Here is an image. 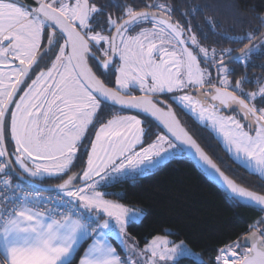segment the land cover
<instances>
[{
	"label": "snow or ice",
	"instance_id": "1",
	"mask_svg": "<svg viewBox=\"0 0 264 264\" xmlns=\"http://www.w3.org/2000/svg\"><path fill=\"white\" fill-rule=\"evenodd\" d=\"M141 3L139 8L132 0L120 8V15L109 13L101 21L107 5L94 0H0V173L18 165L24 183L31 184L28 178L63 180L55 186L56 197L45 198L21 182L0 179V264H74L78 249L89 239L92 243L78 264H135L121 258L109 237L130 238L128 229L141 213L130 212L97 189L101 182L143 173L182 153L221 183L229 198L264 212V194L240 186L221 171L173 110L175 103L194 115L249 174L264 180V107L256 103L259 97L264 104V83L256 81L257 89L246 91L243 85L252 81L247 76L230 79L234 69L225 62L227 58L246 67L251 55L264 49V15L249 21L258 24L243 35L217 33L243 44L233 56L232 48L204 46L190 25L185 29L173 23L174 9L168 3ZM202 8L215 12L218 6L205 3ZM205 22L216 33L219 21L206 16ZM145 23L151 28L143 27ZM49 61L50 67L40 69L41 62ZM112 66L115 88L102 78ZM211 67L217 70L216 83ZM133 89L141 95L131 94ZM165 94L171 95L162 99ZM17 95L19 100L14 99ZM102 103L139 110L163 125L171 139L155 134L145 146L152 130L136 116L117 114L100 123L89 150L83 140L90 126L100 122ZM6 128L14 143L11 152ZM81 147L86 166L82 174L68 175ZM258 225H264V217L249 225L247 234L219 247L214 264H264V227ZM169 243L156 237L146 246L149 264H157L156 257L167 262L177 254L195 255L183 242L167 247Z\"/></svg>",
	"mask_w": 264,
	"mask_h": 264
},
{
	"label": "trees",
	"instance_id": "2",
	"mask_svg": "<svg viewBox=\"0 0 264 264\" xmlns=\"http://www.w3.org/2000/svg\"><path fill=\"white\" fill-rule=\"evenodd\" d=\"M94 2L98 5H107L104 10L105 15L100 18L103 21L106 20L109 13L114 18L120 15V8L131 3L132 0H94ZM145 2L151 3L152 0H145ZM160 2H166L173 7L171 21L173 23L179 22L185 29L190 25L192 33L196 34L201 44L217 50L232 48L234 50L233 56L238 53L243 44L223 39L217 33L228 31L234 35H243L258 24V21L255 24H250L249 21H254L258 15H264V0H160ZM205 3L217 5L218 8L215 12L203 9L202 6ZM136 4L139 8L143 7L141 0H136ZM197 6H201L202 10L193 13L191 9ZM206 16H214L219 21L216 33L209 30L205 22ZM235 17H239V21ZM202 33L206 34L207 39L204 38ZM104 34L107 35L108 32ZM185 35L188 36L190 33L186 31ZM244 43H247V41H244ZM225 62L230 69H234L230 74V79L234 81L241 76H247L248 80L252 81L243 85L246 91L256 90L258 87L256 81L264 83V49L253 53L251 62L246 67L229 61L227 58ZM90 63L92 64L91 61ZM93 70L100 75L94 65ZM114 70L115 66L110 67L106 76L102 78L105 79L108 85L115 88ZM210 70L213 77L212 82L216 83L214 69ZM170 95L165 94L162 99H168ZM169 103H172V101L169 100ZM256 103L264 107V104L259 102V97ZM102 107L116 108L106 103H102ZM173 108L189 132L223 171L237 182L264 194V180L256 175L249 174L242 165L234 161L212 132L206 126L199 124L192 114L185 109H181L175 103H173ZM119 110L138 116L142 119L145 127L152 130L153 134L147 136V141L152 140L155 134H164L151 118L129 110ZM95 126L96 124L90 126L89 135L86 134L88 140H90ZM83 144L87 146L88 141L83 142ZM85 154L86 151L78 152L77 158L73 162L74 166L68 175L72 173L82 174ZM9 172L10 178L14 182H21L17 179L15 173ZM61 176H63V179L67 177L63 174ZM29 179L43 186L63 181L58 177ZM21 183L24 187L34 188L29 184ZM76 183L79 184L80 181H76ZM38 189L45 191L42 188ZM99 189L109 193L106 197L108 199L141 209L142 218L128 229L130 236L135 239L138 247L145 250L154 238L167 237L173 243L183 242L191 250L200 254V261L203 264H214V258L217 255L216 250L235 240L238 236L247 234L249 225L262 218L263 213L229 198V195L220 186L183 153L166 159L162 165L152 172L135 177H126L110 183H102ZM109 238L117 253L123 259L124 249L122 244L114 235ZM90 241L91 239L82 243L74 264H77L79 256L82 255ZM197 261V258L185 255L174 261L164 262L165 264H197ZM133 262L137 264L136 261Z\"/></svg>",
	"mask_w": 264,
	"mask_h": 264
},
{
	"label": "rangeland",
	"instance_id": "3",
	"mask_svg": "<svg viewBox=\"0 0 264 264\" xmlns=\"http://www.w3.org/2000/svg\"><path fill=\"white\" fill-rule=\"evenodd\" d=\"M73 2H74V0H73ZM143 27H146V28H151V24L150 23H145L144 25H142ZM139 29H137V31H138ZM185 36H187V35H185ZM171 50V49H170ZM203 64V63H202ZM50 66H51V64H50ZM201 67L203 68V67H205V65L203 64V65H201ZM41 69H45V68H41ZM210 69H213V67H211V68H209L208 69V71L209 72H211V70ZM46 70V69H45ZM214 76H215V73H214ZM35 78V77H34ZM33 78V79H34ZM29 83H30V80L28 81ZM115 85V87H116V84H114ZM189 93L190 94H192V95H198V92L196 91V90H189ZM23 94V92H21L19 95H22ZM131 94H141L140 92H139V90L138 89H133L132 91H131ZM17 100H19V96H18V98H17ZM208 103H211V101L209 100V101H207ZM12 109H13V106H12ZM102 111H103V115H102V118H101V120H100V122H98V123H96V126H95V128H94V131H93V133H92V135H91V138H90V140H88V135H89V132L90 131H88L86 134H88V135H86L85 136V138H84V140H83V142H86V141H88V145H87V147H88V149L90 150V141L91 140H93L94 138H95V131L99 128V126H100V123H103V122H106V120L107 119H110L113 115H122V116H136V115H134V114H132V113H129V112H125V111H121V110H119V109H116V108H112V107H102ZM187 111V110H186ZM223 114H225V115H233L234 113H231L230 111H226V112H224ZM194 118H195V120L197 121V119H196V117L194 116V115H192ZM138 119H140L141 121H142V119L141 118H139L138 116H136ZM239 118V117H238ZM143 122V121H142ZM198 122V121H197ZM8 123L10 124V120H8ZM199 123V122H198ZM200 124V123H199ZM202 125V124H201ZM143 126H145V124L143 123ZM202 126H204V125H202ZM208 128V127H207ZM209 129V128H208ZM210 130V129H209ZM210 132H212V131H210ZM159 134H162V133H159ZM212 134L216 137V134L215 133H213L212 132ZM164 135V134H163ZM6 137L8 138H10V131L6 128ZM147 138V137H146ZM146 138H145V146L147 145V143H151L154 139H155V137L151 140L150 139V141H147L146 140ZM217 138V137H216ZM218 140V139H217ZM219 141V143L224 147V145H223V143L220 141V140H218ZM83 145H85V144H83ZM225 148V147H224ZM226 149V148H225ZM138 150V149H137ZM78 152H85V150H84V148L83 147H81L80 148V150L78 151ZM229 153V152H228ZM78 155V154H77ZM229 155L231 156V158L234 160V161H236L237 163H239L240 165H241V163L239 162V161H237L230 153H229ZM13 159H14V157H13ZM86 159H87V154H85V162H84V166L83 167H85L86 166ZM165 161H163L160 165H162L163 163H164ZM160 165H158L157 167H155V168H153V169H151V170H148V171H145V172H143V173H137V174H134V175H130V176H124V177H119V178H117V179H114V180H112V181H116V180H120V179H123V178H126V177H135V176H138V175H143V174H146V173H149V172H152V171H154L156 168H158ZM102 183H106V182H101V184ZM81 186H82V181H80V183H79ZM98 191H101L99 188L97 189ZM108 199V198H107ZM111 200V199H110ZM112 201H114V200H112ZM114 202H117V201H114ZM117 203H119V202H117ZM121 204V203H120ZM126 206V205H125ZM128 209H129V211L130 212H139V213H141V216H140V219L142 218V216H143V213H142V211H141V209L140 208H138V207H129V206H126ZM139 219V220H140ZM138 220V221H139ZM115 236V235H114ZM116 237V236H115ZM117 238V237H116ZM165 239H167V237H164ZM118 240H119V242L122 244V246H123V249H124V252H123V259H130V260H132V261H136L137 262V264H149V261H150V259H151V251L150 250H143V249H141L140 247H138V245L136 244V241H135V239L134 238H132L131 236H130V238H124V237H121V238H117ZM170 243L167 245V247H173V246H175V245H180L181 244V242H179V243H173V241L172 240H170V239H167ZM183 247L184 248H187V249H189L190 251H191V253H194L195 255L194 256H192V255H189V256H192V257H195V258H197L198 260H200L201 259V256H200V254H198L197 252H195V251H193V250H191L189 247H187L184 243H183ZM181 256H185V255H179V254H177L173 259H170V260H168L167 262H170V261H174V260H176V259H178L179 257H181ZM156 259V261H157V264H163V262L164 261H160L159 260V257H156L155 258ZM164 264H165V262H164Z\"/></svg>",
	"mask_w": 264,
	"mask_h": 264
},
{
	"label": "water",
	"instance_id": "4",
	"mask_svg": "<svg viewBox=\"0 0 264 264\" xmlns=\"http://www.w3.org/2000/svg\"><path fill=\"white\" fill-rule=\"evenodd\" d=\"M33 6H36L35 4L33 5ZM213 69H214V73H215V78H216V76H217V70H216V68L215 67H213ZM109 87H112V86H110V85H108ZM112 88H114V87H112ZM133 95H141V94H133ZM114 107H116V108H119V109H122L120 106H114ZM125 110H129V111H132V112H136V113H139V114H142V115H144V116H146L145 114H143V113H141L139 110H136V109H125ZM173 110H174V108H173ZM175 111V110H174ZM177 115V114H176ZM148 117V116H147ZM150 118V117H149ZM177 118L180 120V118L177 116ZM152 119V118H151ZM153 120V119H152ZM154 121V120H153ZM157 125H158V122H156V121H154ZM180 122H181V124L186 128V126L182 123V121L180 120ZM159 127L162 129V131H163V133H164V135H167V136H169V138L171 139V137H170V134L167 132V130L163 127V125H159ZM187 129V128H186ZM188 130V129H187ZM189 131V130H188ZM190 133V132H189ZM191 134V133H190ZM192 135V134H191ZM194 137V136H193ZM174 143H175V141H173ZM199 143V142H198ZM202 146V145H201ZM206 151V150H205ZM207 152V151H206ZM208 153V152H207ZM185 156H187V157H189L195 164H196V166L201 170V171H203L202 170V168L199 166V164L196 162V160H194V159H192L189 155H187L186 153H183ZM209 154V153H208ZM210 155V154H209ZM213 159V158H212ZM213 161H214V159H213ZM215 162V161H214ZM216 163V162H215ZM217 164V163H216ZM217 166L220 168V166L217 164ZM221 169V168H220ZM221 171H223L222 169H221ZM204 172V171H203ZM226 175H228L225 171H223ZM205 173V172H204ZM206 174V173H205ZM16 175V177H17V179L19 180V181H21V182H23V180L22 179H20V175L21 174H19V173H16L15 174ZM207 175V174H206ZM208 176V175H207ZM229 176V175H228ZM211 180H213L218 186H220L226 193H227V191H226V189H225V187L221 184V183H219L218 181H216V180H214L213 178H211L210 176H208ZM231 179H233V180H235L234 178H232L231 176H229ZM67 178V177H66ZM65 178V179H66ZM29 179V178H28ZM30 180V179H29ZM31 181V184H29V183H25V184H29V185H31V186H34V187H36V188H42V189H44L45 191H58L57 189H56V185H58V184H60V183H62L63 181H61V182H59V183H56V184H52V185H46V186H44V187H41L40 185L41 184H39V183H37V182H35V181H33V180H30ZM235 182L237 183V184H239L240 186H242V187H245V188H248L249 190H251V191H256V190H253V189H251V188H249V187H247V186H245V185H243V184H241V183H239V182H237L236 180H235ZM24 183V182H23ZM47 189V190H46ZM256 192H258V191H256ZM258 193H260V194H263V193H261V192H258ZM228 194V193H227ZM229 195V194H228ZM247 246H249V245H245V247H247Z\"/></svg>",
	"mask_w": 264,
	"mask_h": 264
},
{
	"label": "flooded vegetation",
	"instance_id": "5",
	"mask_svg": "<svg viewBox=\"0 0 264 264\" xmlns=\"http://www.w3.org/2000/svg\"><path fill=\"white\" fill-rule=\"evenodd\" d=\"M52 59H54V56L52 57ZM16 63H18V61ZM90 65H91V63H90ZM47 67H50V61L48 63L41 62L40 69L41 68H45L46 69ZM40 69H37V72ZM114 72H115V70H114ZM34 77H35V73L32 74V78H34ZM25 87H26V85H25ZM21 92H22V90H21ZM18 96L19 95L15 96L14 99L17 100ZM12 106H13V109H14L15 108V104L10 105L11 109H12ZM231 113H233V112H231ZM8 120H10V113L8 114ZM5 144H6V147H8L10 152L14 150V143L11 141V139L9 137L8 138L6 137ZM12 159H13V157H12ZM13 161H14V159H13ZM10 171H11V173H13V174L15 173L16 174V173H19L21 171V169L19 168L18 165H14V167ZM19 174H21V173H19ZM262 217H264V212L262 213ZM258 227H264V226L263 225H258Z\"/></svg>",
	"mask_w": 264,
	"mask_h": 264
},
{
	"label": "built area",
	"instance_id": "6",
	"mask_svg": "<svg viewBox=\"0 0 264 264\" xmlns=\"http://www.w3.org/2000/svg\"><path fill=\"white\" fill-rule=\"evenodd\" d=\"M3 178H9V174H8V172H7V173H0V179H3ZM12 182H13V181H12ZM13 183L15 184V182H13ZM23 187H24V186H23ZM2 188H3V185L0 184V189H2ZM24 188H25L27 191L37 193V194H39L40 196L45 197V198H47V197H53V198H55L56 195H57V193H43V192H40V191H38V190H36V189L29 188V187H24ZM46 206H49V205H46Z\"/></svg>",
	"mask_w": 264,
	"mask_h": 264
},
{
	"label": "crops",
	"instance_id": "7",
	"mask_svg": "<svg viewBox=\"0 0 264 264\" xmlns=\"http://www.w3.org/2000/svg\"><path fill=\"white\" fill-rule=\"evenodd\" d=\"M32 179H40V178H32ZM109 242L112 244V242L110 241V238H109ZM153 242V240L150 242V243H152ZM90 243H92V240L88 243V245L90 244ZM87 245V246H88ZM87 246H86V248H87ZM112 246H113V244H112ZM114 247V246H113ZM83 254V253H82ZM3 259V257L2 256H0V260H2ZM79 260V259H78ZM77 264H78V261H77Z\"/></svg>",
	"mask_w": 264,
	"mask_h": 264
}]
</instances>
